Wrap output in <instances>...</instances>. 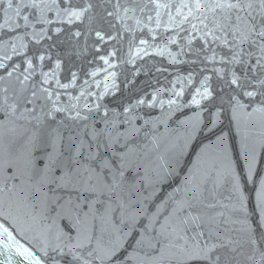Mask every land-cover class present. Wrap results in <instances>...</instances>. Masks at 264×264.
Segmentation results:
<instances>
[{
    "label": "water",
    "instance_id": "obj_1",
    "mask_svg": "<svg viewBox=\"0 0 264 264\" xmlns=\"http://www.w3.org/2000/svg\"><path fill=\"white\" fill-rule=\"evenodd\" d=\"M191 2L11 0L9 7V0H0V96H6L8 104H18L14 115L3 105L0 121L23 133L21 142L36 121L19 119L20 114L24 108H35L25 115L43 119L44 128H58L65 138L79 134L92 142L94 132L119 136L117 150L129 151L130 160L149 177L153 169L161 171L162 165L180 156L176 174L146 203L148 213L137 218L135 229H128L132 235L115 264H147L148 249L140 251L136 241L157 234L171 211L168 196L189 177L193 186L205 189L208 201H221L205 211L225 213L223 234L242 239L245 216L249 222L259 219L264 113L254 109L264 107V97L250 99L242 93L252 90L246 86L248 80L264 78L256 64L261 54L241 43L243 26L240 33L217 32L220 40L202 39L203 32L192 31L189 22L181 23L183 15H177L182 4ZM69 10L84 14L69 22ZM182 12L187 15L188 9ZM236 53L239 62H232ZM233 73L243 89L230 83ZM204 87L212 95L202 99L197 92ZM27 99L34 104H27ZM12 138L6 135V145ZM11 159L6 151V168ZM145 187V195L152 192L147 182ZM0 212V264H68L70 257L61 258L53 248L56 236L69 231L70 220L52 211L47 215L54 225L49 219H33L18 201L5 202ZM70 235H76L75 229Z\"/></svg>",
    "mask_w": 264,
    "mask_h": 264
},
{
    "label": "snow or ice",
    "instance_id": "obj_2",
    "mask_svg": "<svg viewBox=\"0 0 264 264\" xmlns=\"http://www.w3.org/2000/svg\"><path fill=\"white\" fill-rule=\"evenodd\" d=\"M182 9H188L187 15ZM83 14L69 10V22L79 20ZM177 15H183L181 23L189 22L192 31L203 32L202 39L220 40L217 32L240 33L243 26L246 34H242L241 43L259 49L261 59L256 64L264 71V0H192L191 4H182ZM190 17L198 23H192ZM96 35L104 38L99 32ZM238 56L239 53L234 54L232 62H239ZM230 83L245 87L235 73ZM246 86L252 90L243 91L244 96L264 97V78L248 80ZM32 95L35 97L36 93ZM197 95L203 99L212 93L204 87ZM26 103L34 104V100L27 99ZM236 104L241 109L245 107L239 100ZM3 105H7L10 115L16 113L18 104H8L6 96H0V112L5 111ZM33 111L35 108H24L19 117L36 121L34 130L23 142V133H18L15 127L6 128L5 122L0 121V206L18 201L33 219H49L54 225L55 220L47 215L52 211L57 218L70 220L69 231L56 236L53 248L61 258L70 257L68 264H115L118 253L132 235L128 229H135L137 218L148 213L146 203L155 197L161 184L176 174L180 156L162 165L161 171L153 169L149 177L144 168L130 160L129 151L117 150L119 136L113 138L110 134L94 132L92 142L79 134L65 138L58 128L51 131L44 128L43 119L25 115ZM254 111L264 113V107ZM6 135L13 137L7 145ZM6 151L13 156L7 168L3 162ZM41 163L43 167L39 166ZM142 171L145 174L138 178ZM146 182L152 187L148 195H145ZM180 192L183 196L177 198L176 193ZM167 199L171 211L157 234H146L136 241L140 251L148 249L144 257L147 264H264V191L258 194L259 219L249 222L245 216L242 239L222 233L221 226L227 223L225 213L209 215L205 211L216 208L221 201H208L205 189L193 186L191 177ZM239 199L242 203L243 197ZM116 215L118 221H114ZM72 229L76 231L74 237L70 235Z\"/></svg>",
    "mask_w": 264,
    "mask_h": 264
}]
</instances>
